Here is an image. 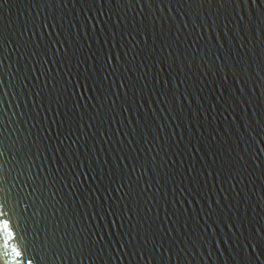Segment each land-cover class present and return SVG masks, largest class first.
<instances>
[{
  "label": "water",
  "instance_id": "water-1",
  "mask_svg": "<svg viewBox=\"0 0 264 264\" xmlns=\"http://www.w3.org/2000/svg\"><path fill=\"white\" fill-rule=\"evenodd\" d=\"M0 264H264V0H0Z\"/></svg>",
  "mask_w": 264,
  "mask_h": 264
}]
</instances>
